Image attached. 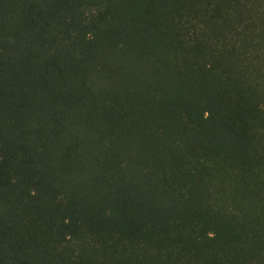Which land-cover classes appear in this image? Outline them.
<instances>
[{"label": "trees", "instance_id": "trees-1", "mask_svg": "<svg viewBox=\"0 0 264 264\" xmlns=\"http://www.w3.org/2000/svg\"><path fill=\"white\" fill-rule=\"evenodd\" d=\"M0 264H264V0H0Z\"/></svg>", "mask_w": 264, "mask_h": 264}]
</instances>
